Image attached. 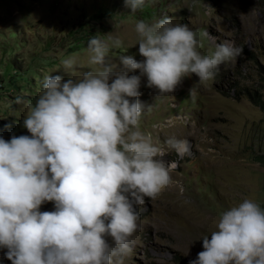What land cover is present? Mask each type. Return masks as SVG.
<instances>
[{"label": "clouds", "instance_id": "1", "mask_svg": "<svg viewBox=\"0 0 264 264\" xmlns=\"http://www.w3.org/2000/svg\"><path fill=\"white\" fill-rule=\"evenodd\" d=\"M124 6L135 14L145 0ZM135 31L142 60L122 54L113 65L109 44L94 35L87 52L99 70L79 79L46 75L35 103L16 97L26 106L23 127L30 135L0 136V249L11 264H124L140 228L137 207L173 185L178 166L140 131L141 117L152 109L139 100L141 77L158 96L168 95L193 74L199 83L213 80L243 51L233 40L215 43L205 31L215 51L203 54L197 32L166 15L137 21ZM61 65L75 71L76 59ZM134 70L139 75H129ZM196 96L190 88L193 102ZM164 144L180 158L191 152L187 139ZM46 202L53 211L40 210ZM210 237L201 238L203 251L189 264H264V208L244 199L220 214Z\"/></svg>", "mask_w": 264, "mask_h": 264}, {"label": "rangeland", "instance_id": "2", "mask_svg": "<svg viewBox=\"0 0 264 264\" xmlns=\"http://www.w3.org/2000/svg\"><path fill=\"white\" fill-rule=\"evenodd\" d=\"M165 15L197 32L203 54L215 51L205 31L215 43L233 40L243 51L223 63L213 80L199 83L193 74L168 95L158 96L141 77L139 100L152 109L141 117L140 131L165 148V161L178 166L171 173L175 183L137 207L140 228L124 264H189L223 211L244 199L264 208V114L248 99L249 94L264 98V0H145L135 14L124 0H0V136L5 140L30 135L23 127L26 106L14 101L23 97L35 103L44 76L79 79L99 70L89 64L90 38L109 44L113 65L122 54L140 61L137 21L151 24ZM117 38L119 49L111 47ZM70 56L75 71L65 73L61 61ZM192 87L195 102L189 97ZM169 137L187 139L190 154L180 158L168 149ZM40 210L53 211L54 205L46 202ZM6 251L0 249V264H11Z\"/></svg>", "mask_w": 264, "mask_h": 264}, {"label": "trees", "instance_id": "3", "mask_svg": "<svg viewBox=\"0 0 264 264\" xmlns=\"http://www.w3.org/2000/svg\"><path fill=\"white\" fill-rule=\"evenodd\" d=\"M249 101L256 106L263 114H264V98L262 99L259 96H254L252 94H249L248 97Z\"/></svg>", "mask_w": 264, "mask_h": 264}, {"label": "bare ground", "instance_id": "4", "mask_svg": "<svg viewBox=\"0 0 264 264\" xmlns=\"http://www.w3.org/2000/svg\"><path fill=\"white\" fill-rule=\"evenodd\" d=\"M42 206V205H41Z\"/></svg>", "mask_w": 264, "mask_h": 264}]
</instances>
